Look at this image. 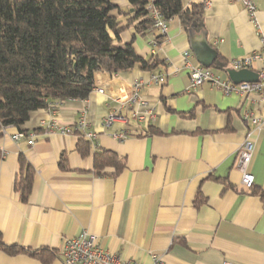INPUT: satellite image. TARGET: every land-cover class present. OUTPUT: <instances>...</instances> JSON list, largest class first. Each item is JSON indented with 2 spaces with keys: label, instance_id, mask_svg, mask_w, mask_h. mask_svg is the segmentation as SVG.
Masks as SVG:
<instances>
[{
  "label": "crops",
  "instance_id": "crops-1",
  "mask_svg": "<svg viewBox=\"0 0 264 264\" xmlns=\"http://www.w3.org/2000/svg\"><path fill=\"white\" fill-rule=\"evenodd\" d=\"M113 3L122 12L133 10L128 0ZM182 3L203 4L202 30L187 31L173 17L167 34L159 38L151 27L138 32L139 19L120 33L121 43L132 42L139 56L160 60L157 68L98 72L86 99L32 112L21 126L25 138L13 141L18 128H4L0 236L5 244L46 248L56 252L51 264H63L65 241L85 232L120 259L138 264H153L154 258L160 264H264V119L253 131L250 188L241 185L238 166V150L251 127L242 111L260 107L255 96L225 95L208 83L189 88L184 59L189 51L192 65L210 67L221 78L256 76L260 62L233 70L230 61L264 46V0H255L253 18L239 0ZM128 17L119 19L125 24ZM218 57L221 67L215 64ZM152 76L161 81L151 82ZM136 81L142 82L139 102L127 103ZM108 113L125 119L101 128ZM82 118L96 133L86 157L75 148L76 131L58 129L73 127ZM113 132L126 137L117 140ZM29 134H34L32 143ZM99 150L122 157L123 169L93 173L91 153ZM20 154L35 171L26 203L13 188ZM0 264L43 262L0 250Z\"/></svg>",
  "mask_w": 264,
  "mask_h": 264
},
{
  "label": "trees",
  "instance_id": "trees-1",
  "mask_svg": "<svg viewBox=\"0 0 264 264\" xmlns=\"http://www.w3.org/2000/svg\"><path fill=\"white\" fill-rule=\"evenodd\" d=\"M131 12H122L113 0H0V138L7 126L18 130L32 112L49 104L86 99L94 89L98 72L114 74L132 68L151 71L161 61L139 56L132 42L121 43L120 33L130 21L139 19L137 30L150 27L148 5L169 20L179 19L187 31L203 29V4L185 7L182 0H128ZM117 15H129L125 24ZM161 35L158 36V38ZM221 58L216 63L221 67ZM154 131L149 130V133ZM77 135L76 150L86 157L89 141ZM92 171L113 174L124 167V159L108 150L91 153ZM1 156V152H0ZM59 166L64 167L63 160ZM14 191L26 203L31 193L34 168L23 154L17 158ZM264 198V195H262ZM7 254H27L43 264H51L56 252L5 244Z\"/></svg>",
  "mask_w": 264,
  "mask_h": 264
},
{
  "label": "built area",
  "instance_id": "built-area-1",
  "mask_svg": "<svg viewBox=\"0 0 264 264\" xmlns=\"http://www.w3.org/2000/svg\"><path fill=\"white\" fill-rule=\"evenodd\" d=\"M243 8L247 11L250 18H253L255 13V0H239ZM148 12L146 18L150 22V27L156 29L161 36L167 34V19H165L161 12L148 5ZM191 56L189 51L184 52L185 64L189 69V88L197 87L203 83H208L213 88L219 90L225 95H237L241 98H249L255 96V100L260 107L257 109L245 108L242 111V119L249 122L251 127L247 130L245 138L238 150V166L241 172L240 183L245 188H250L253 185V175L247 169L251 160L254 149L253 131L261 128L264 119V46L257 51H253L240 58H234L230 61V66L233 70H240L253 66L255 62H260V67L257 69L255 79L235 82L229 78H221L216 72L207 66L192 65L188 58ZM151 82L161 81L160 76H152ZM141 81L134 83L135 91L131 97L125 100L127 103L139 102L138 89ZM102 92V89H97ZM57 103L49 104L48 109H54ZM120 119L123 121L125 117H118L114 113H108L100 122V127L105 128L112 125L113 121ZM55 129L53 124L49 125ZM62 133H72L74 131L82 132L84 137L94 142L96 133L88 130L87 121L82 118L78 120L73 127L58 128ZM30 143L33 142L34 134H29ZM26 133L23 130H18L11 135L13 141L25 138ZM112 137L117 140H123L126 136L123 132H113ZM63 264H138L128 260H122L118 255L109 252L102 248L96 241L94 235L88 233H80L76 236L68 238L61 251ZM160 258H154L153 264H160ZM232 264V263H226Z\"/></svg>",
  "mask_w": 264,
  "mask_h": 264
},
{
  "label": "water",
  "instance_id": "water-1",
  "mask_svg": "<svg viewBox=\"0 0 264 264\" xmlns=\"http://www.w3.org/2000/svg\"><path fill=\"white\" fill-rule=\"evenodd\" d=\"M253 79H255V75L253 77H251V78H248V79L233 80V81L239 82V81H246V80H253Z\"/></svg>",
  "mask_w": 264,
  "mask_h": 264
}]
</instances>
